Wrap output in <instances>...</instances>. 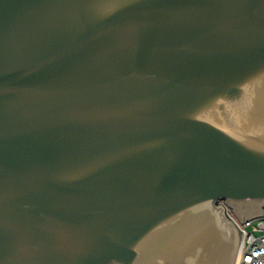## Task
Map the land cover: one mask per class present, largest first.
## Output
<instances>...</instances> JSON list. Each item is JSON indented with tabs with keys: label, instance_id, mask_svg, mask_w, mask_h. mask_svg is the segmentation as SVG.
I'll return each mask as SVG.
<instances>
[{
	"label": "water",
	"instance_id": "95a60500",
	"mask_svg": "<svg viewBox=\"0 0 264 264\" xmlns=\"http://www.w3.org/2000/svg\"><path fill=\"white\" fill-rule=\"evenodd\" d=\"M264 216V0H0V264H235Z\"/></svg>",
	"mask_w": 264,
	"mask_h": 264
},
{
	"label": "built area",
	"instance_id": "2783aa9c",
	"mask_svg": "<svg viewBox=\"0 0 264 264\" xmlns=\"http://www.w3.org/2000/svg\"><path fill=\"white\" fill-rule=\"evenodd\" d=\"M225 213L242 232L236 264H264V216L240 222L233 210L224 201Z\"/></svg>",
	"mask_w": 264,
	"mask_h": 264
},
{
	"label": "rangeland",
	"instance_id": "374dc122",
	"mask_svg": "<svg viewBox=\"0 0 264 264\" xmlns=\"http://www.w3.org/2000/svg\"><path fill=\"white\" fill-rule=\"evenodd\" d=\"M240 242H241V239H240ZM237 257H238V254H237V256H236V260H237ZM235 264H236V261H235Z\"/></svg>",
	"mask_w": 264,
	"mask_h": 264
}]
</instances>
